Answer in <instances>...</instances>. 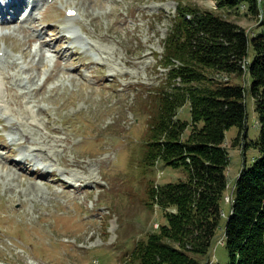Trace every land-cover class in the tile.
I'll return each mask as SVG.
<instances>
[{
  "label": "rangeland",
  "instance_id": "374dc122",
  "mask_svg": "<svg viewBox=\"0 0 264 264\" xmlns=\"http://www.w3.org/2000/svg\"><path fill=\"white\" fill-rule=\"evenodd\" d=\"M219 1L24 0L30 16L9 25L0 13V264H124L136 243L165 224L148 189L186 182L187 174L161 162L145 167L142 159L157 93L168 87L159 60L172 20L187 7L249 35L261 30V14L246 4L219 8ZM224 77L209 74L247 85L246 76ZM246 101L255 139L254 104ZM178 118L190 123L189 103ZM237 136L236 127L225 134V203L244 163L258 157L244 156ZM221 239L209 264L228 262Z\"/></svg>",
  "mask_w": 264,
  "mask_h": 264
},
{
  "label": "trees",
  "instance_id": "16d2710c",
  "mask_svg": "<svg viewBox=\"0 0 264 264\" xmlns=\"http://www.w3.org/2000/svg\"><path fill=\"white\" fill-rule=\"evenodd\" d=\"M240 4L262 15L258 33L187 7H179L172 20L159 60L168 87L157 93L142 164L182 169L187 181L148 189L150 205L163 211L165 224L136 243L124 264H209L219 234L227 264H264V0H220L218 7ZM212 73L225 80L246 76L247 85L209 78ZM247 96L258 124L255 139L248 136ZM187 103L190 123L178 118ZM232 127L238 129L234 145L242 144L244 156L253 150L258 157L244 163L227 204L230 156L224 141Z\"/></svg>",
  "mask_w": 264,
  "mask_h": 264
},
{
  "label": "bare ground",
  "instance_id": "6f19581e",
  "mask_svg": "<svg viewBox=\"0 0 264 264\" xmlns=\"http://www.w3.org/2000/svg\"><path fill=\"white\" fill-rule=\"evenodd\" d=\"M23 3H24V0H12L11 6H10V10H14L15 13L17 12V14L19 15V13L22 10ZM0 13H2V12L0 11ZM3 15L4 14H2L1 16L3 17ZM7 15H9V14L7 13ZM3 22L5 23V20H3ZM15 165H18V164H15ZM227 201L229 202V201H231V199L227 198Z\"/></svg>",
  "mask_w": 264,
  "mask_h": 264
},
{
  "label": "built area",
  "instance_id": "2783aa9c",
  "mask_svg": "<svg viewBox=\"0 0 264 264\" xmlns=\"http://www.w3.org/2000/svg\"><path fill=\"white\" fill-rule=\"evenodd\" d=\"M231 199V198H230ZM228 204V203H227Z\"/></svg>",
  "mask_w": 264,
  "mask_h": 264
}]
</instances>
